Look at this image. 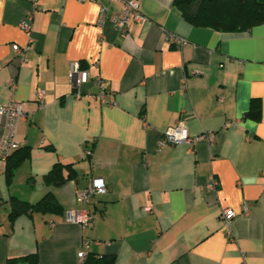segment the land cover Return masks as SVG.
<instances>
[{
    "label": "crops",
    "instance_id": "crops-1",
    "mask_svg": "<svg viewBox=\"0 0 264 264\" xmlns=\"http://www.w3.org/2000/svg\"><path fill=\"white\" fill-rule=\"evenodd\" d=\"M100 3L121 8L118 0H38L37 10L0 0V104L24 103L16 136L30 151L10 178L15 157L0 162V264L35 256L34 264H79L85 239L87 264H264V22L221 31L192 25L174 0H141L144 19L120 35L111 21L96 24ZM28 14L34 43L19 63L10 46L28 45L19 26ZM166 32L187 42L178 48ZM72 62L104 80L109 103L92 82L75 86ZM178 123L191 137L213 132L212 143L158 148ZM93 178L106 193L76 202ZM46 194L58 212L10 218L11 199ZM226 207L235 212L228 227ZM71 209L88 210L91 224L68 222Z\"/></svg>",
    "mask_w": 264,
    "mask_h": 264
},
{
    "label": "built area",
    "instance_id": "built-area-1",
    "mask_svg": "<svg viewBox=\"0 0 264 264\" xmlns=\"http://www.w3.org/2000/svg\"><path fill=\"white\" fill-rule=\"evenodd\" d=\"M32 4V8L37 10L41 9L37 2L38 0H29ZM121 2V8L118 11L111 10L106 5L99 4V12L96 20V24L102 26L106 21H111L118 34L124 35L127 31L128 24L131 21L140 22L144 19V16L140 10L141 0H118ZM19 26L28 34L29 40L26 47H22L16 43L11 44V50L13 52V58L19 62L24 63L28 60L27 51L33 48L34 39L30 35L31 33V15H26ZM165 39L175 44L178 48H181L187 40L174 33L166 32ZM69 77L74 82L75 86H80L88 82H92L97 86L98 91L96 97L103 103H109L108 91L105 86L104 80L99 76L90 77L88 71L80 66L78 62H72L69 69ZM11 86L14 82L10 83ZM77 95H80V91L77 90ZM36 101L38 107L44 106V91L39 89L36 94ZM27 114L24 108V103L16 100H10L6 104H0V126L2 128V135L0 138V162L5 163L7 157L17 148H19V142L17 140V125L20 120L26 119ZM214 139V133L211 131L203 132L197 136L191 137L187 134L181 123L175 126L169 127L161 135L158 141L157 147L161 148L166 144H179L185 143L192 145L196 140H205L208 143H212ZM91 151L86 150L85 155H90ZM216 182L213 180L212 185ZM107 187L102 178H93L90 184L83 190H80L76 194V202L86 203L90 198L96 195L106 193ZM248 204L243 203L242 210L245 213L247 211ZM150 211L149 207L144 209ZM235 216V212L229 208H222L220 211V218L222 219L225 227L229 226L230 220ZM65 218L68 222L80 224L82 227L87 228L92 222V215L86 209L81 210H67L65 212ZM229 235L230 232L228 231ZM89 240H83L81 248L78 251L79 264H83L88 256Z\"/></svg>",
    "mask_w": 264,
    "mask_h": 264
},
{
    "label": "trees",
    "instance_id": "trees-1",
    "mask_svg": "<svg viewBox=\"0 0 264 264\" xmlns=\"http://www.w3.org/2000/svg\"><path fill=\"white\" fill-rule=\"evenodd\" d=\"M174 4L183 17L195 26H211L221 31H241L250 28L252 25L264 22V0H174ZM81 66V65H80ZM249 113L257 116L259 114L258 104L252 101ZM29 146L19 147L13 154L8 156L5 172L8 178L13 170L29 156ZM52 171L46 175V180H50ZM63 178L56 180L57 183ZM58 212L59 208L50 194H46L36 203H28L19 199L10 200V218L28 212ZM36 256L30 264L36 262ZM88 256L83 264L88 263ZM6 264H13V260L8 259Z\"/></svg>",
    "mask_w": 264,
    "mask_h": 264
}]
</instances>
